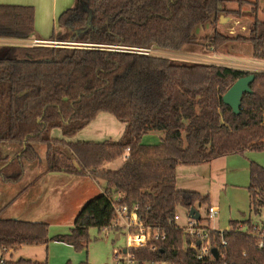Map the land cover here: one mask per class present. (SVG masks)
<instances>
[{
  "label": "trees",
  "instance_id": "trees-1",
  "mask_svg": "<svg viewBox=\"0 0 264 264\" xmlns=\"http://www.w3.org/2000/svg\"><path fill=\"white\" fill-rule=\"evenodd\" d=\"M231 1L239 4L237 10L224 7ZM246 3L253 4L250 15L242 11ZM259 3L77 0L59 16L61 32L53 38L89 47L0 45V143L24 147L0 168V179L7 184L21 181L25 164L37 159V144L44 143L46 168L38 178L56 171L105 183L104 192L82 207L68 234L50 237L47 223L0 218V251L50 241L77 251L87 249L90 229L111 225L113 197L121 194L122 202L139 206L146 224L160 226L167 233L157 251L137 252L140 260L264 264V249L258 248L257 239L244 232L239 222L231 221L230 230L222 235L211 233L213 243L226 242V259L206 262L197 261L193 251L185 249L184 234L173 222L179 209L189 211L210 198L177 188L180 165L198 166L231 154L264 150V71L112 49L156 47L224 54L231 44L246 43L253 58L264 60ZM229 15L253 18L248 35L232 36L218 28L220 17ZM34 19L32 7L0 5V37H30L35 32ZM202 31L204 35H200ZM250 74L255 75L253 92L243 96L241 112L235 114L223 96L239 78ZM102 112L125 125L119 140L66 142L50 137L53 129L72 137ZM150 132H160L163 137L156 144L143 143ZM128 148V158L120 169H102L104 164L124 158ZM249 173L252 211L259 217L264 212V167L251 162ZM263 220L257 219L258 223Z\"/></svg>",
  "mask_w": 264,
  "mask_h": 264
},
{
  "label": "crops",
  "instance_id": "crops-1",
  "mask_svg": "<svg viewBox=\"0 0 264 264\" xmlns=\"http://www.w3.org/2000/svg\"><path fill=\"white\" fill-rule=\"evenodd\" d=\"M76 1L77 0H0V5L32 7L35 16V32L33 35L28 38L0 37V45L30 46L34 41H54L53 35H57L61 32L57 24L59 16L68 8L74 6ZM233 2L234 1L229 2L224 7H227ZM259 2L261 4L263 3L264 7V0H259ZM248 53V64L257 68L254 69L256 71H264V60L253 58L250 56L251 51L249 52V50ZM124 130L125 125L123 123L119 122L113 115L102 112L84 129L80 130L72 137H64L60 129H53L50 132V137L54 139H64L66 142L116 141L121 138ZM147 137L146 141L142 139L143 143L156 144L161 140L163 134L160 132H150L147 134ZM15 145H17L15 154L19 155L24 147L16 143ZM12 159V157H8L6 162H10ZM123 162L124 158H120L104 164L102 169L116 171L121 168ZM251 162H255L259 165L261 164V166L263 165L264 167V164L254 154V151H247L244 154H231L214 159L208 164L194 166L196 169L200 170L207 169V172L203 174L206 177L203 178L202 174H195V176H199L203 182L206 181L210 185L211 180H213L212 182L214 183L219 182V188L223 189L229 183V174L234 172L232 171L234 167L236 171L245 170L250 172ZM32 163L34 162L25 164V175L18 183L7 184L0 179V218L17 219L27 222H44L49 224V226L58 225L59 227L56 231H53V233L49 229V236L52 237L68 234L74 227L75 219L82 207L90 199L104 192L105 183L102 182L99 184L98 181L91 176H74L56 171H50L45 173L41 178H38L39 175L45 172L46 166L42 167L41 171L34 169L30 172L31 174H29L30 170L28 167ZM113 168L116 169L113 170ZM178 186L179 180L177 175L178 189L197 191L200 193L203 191L204 195H206L205 193L207 192L210 196V186H207L206 189H204L205 191L196 188L185 189V187L180 188V186ZM234 190L239 191V188L235 186ZM117 196L118 194L114 195V197ZM249 201L250 212L243 220L238 221L241 225L244 222H250V220L255 221L250 194ZM209 206L217 207L218 213H220L218 205L209 204ZM195 208L197 209V206ZM217 216L211 219H204L206 220L205 224L210 227V221L216 219ZM211 229L217 230L215 228ZM116 239H118L117 235ZM53 245L67 246L70 250L73 248L71 245L58 241H50L46 245H22L8 251L5 255L7 260L5 264H66L67 262L78 264L81 262L77 261L78 259L74 257L73 252H67L60 258L55 257V261H53L55 253L51 249ZM49 248L50 252H47ZM84 251H87V249H84Z\"/></svg>",
  "mask_w": 264,
  "mask_h": 264
},
{
  "label": "rangeland",
  "instance_id": "rangeland-1",
  "mask_svg": "<svg viewBox=\"0 0 264 264\" xmlns=\"http://www.w3.org/2000/svg\"><path fill=\"white\" fill-rule=\"evenodd\" d=\"M250 2H255V0H248ZM230 6V7H228ZM228 9L237 10L239 8V4L235 1L228 5ZM253 4L246 3L242 6V11L247 12V15L251 14ZM259 7L261 8L259 11V18L264 21V12H262L263 3H259ZM227 19L223 22L218 24V28L225 34L228 35H248L249 27L253 21L251 16H234L229 15L226 17ZM205 31H202L200 35H204ZM210 32V29H209ZM58 41V40H54ZM65 42L67 40H64ZM72 46V45H70ZM152 55L158 56H165L168 58L180 59V60H188L194 62H204L210 64H217L222 66H228L232 68H236L239 70L247 71V72H254L257 69L252 67L248 64L249 52L251 51V46L248 44H240L234 43L231 44L229 49L224 52V54L218 53H204L203 51L198 53L192 52H175V51H168V50H160L156 47L151 48ZM251 56V55H250ZM252 58V57H251ZM147 135L143 137V141L147 140ZM152 143V142H150ZM17 145L15 143H7L1 142L0 143V168L5 166L7 163L6 159L8 157H14L16 154L15 149ZM37 159L29 165V174L34 169L37 171H41L42 167L46 166V152L47 146L44 143L37 144ZM254 154L260 159V161L264 164V150L256 152ZM5 164V165H4ZM261 165V164H260ZM263 166V165H262ZM116 168H113L115 170ZM214 169V167H213ZM229 174V183L223 189H220V183H214L211 180V185L206 181H202L199 176H195V174H202V177H206L203 175L207 172V169H196L194 166H185L180 165L178 167L177 175L179 180L180 188L185 189H200L204 190L207 186H210V198L209 202L202 206H197V209L202 214V219L207 218V208L209 204L218 205L220 208V213L216 219H212L210 221V227L215 228L217 230L227 231L230 230V222L231 221H241L250 212V201H249V194H248V187L250 182V173L245 170L236 171L234 167ZM236 171V172H235ZM99 184L103 181L97 180ZM222 184V183H221ZM178 186V187H179ZM237 186L239 191L234 190V187ZM205 191V190H204ZM204 195V192H201ZM207 194V192L205 193ZM209 195V194H207ZM179 215L181 216V220L179 221L181 224L184 223V218L187 213L185 209L178 210ZM263 218L264 219V212L261 213V216L255 217V221L257 219ZM264 221V220H263ZM206 222V220H204ZM240 224V223H239ZM250 222H244L242 227L245 229L248 228L247 226ZM241 226V224H240ZM52 227V228H51ZM58 225H51L49 226L50 231H56ZM50 235V234H49ZM90 236V244L87 248V251L81 250L77 251L74 248L70 250L67 246L62 245H53L51 247L52 251L55 252L53 256V261H55V257L60 258L62 255L66 254L67 252H73L74 257L81 261L80 263L87 262L88 264H114L115 260V251L123 248L126 246V238L124 235L120 237V239H116V234L113 230L104 231L98 230L97 228H92L89 231ZM52 237V236H50ZM47 252H50L47 250ZM68 263V262H67Z\"/></svg>",
  "mask_w": 264,
  "mask_h": 264
},
{
  "label": "built area",
  "instance_id": "built-area-1",
  "mask_svg": "<svg viewBox=\"0 0 264 264\" xmlns=\"http://www.w3.org/2000/svg\"><path fill=\"white\" fill-rule=\"evenodd\" d=\"M63 46L57 41H34L30 46ZM88 44H74L69 47H89ZM97 47H108V46H97ZM111 49V47H109ZM114 50L138 52L143 54H150V49H135L126 47H115ZM129 148L127 149L124 159L128 158ZM123 196L118 194L117 197H113V209L115 216L110 226L103 228L104 231L113 230L117 235L118 239L122 235L126 238V246L115 251L114 264H173L166 260L154 261V260H140L137 257V252H155L158 250L159 243L167 239V233L164 228L160 226H153L146 224L139 215V206L134 204L129 206L122 202ZM218 208L215 206H209L207 211V218L211 219L217 216ZM205 218V219H207ZM181 216L176 212L173 222L179 228L185 237L184 247L190 251H193L195 259L199 262H206L211 259H226V254L223 251V247L226 242L222 240L223 245H217L213 243L211 229L205 222L204 219L197 220L189 215L187 211L184 223L181 224L179 221ZM245 229L241 225V229L256 238L259 249H264V223H258L254 220H250V224ZM222 235L223 231H219ZM216 248L218 257L216 258L213 254V249ZM8 250L3 248L0 251V264L6 263V254ZM224 264H227L224 262Z\"/></svg>",
  "mask_w": 264,
  "mask_h": 264
},
{
  "label": "water",
  "instance_id": "water-1",
  "mask_svg": "<svg viewBox=\"0 0 264 264\" xmlns=\"http://www.w3.org/2000/svg\"><path fill=\"white\" fill-rule=\"evenodd\" d=\"M224 16L220 17V22H223L226 20ZM59 44L63 45L64 47H69L70 45L78 44L77 42L72 41H57ZM60 46V45H58ZM255 79L254 74L247 75L245 77L239 78L224 94L223 96V102L228 105L232 111L235 114H239L241 112V104H242V98L245 94L252 93L251 84ZM190 217L200 220L201 214L200 212L195 208H191L189 210ZM213 254L217 258L218 252L217 249H213Z\"/></svg>",
  "mask_w": 264,
  "mask_h": 264
}]
</instances>
